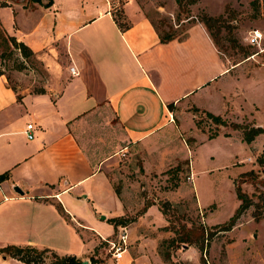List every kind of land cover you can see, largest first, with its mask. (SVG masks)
Returning <instances> with one entry per match:
<instances>
[{
  "label": "crops",
  "instance_id": "1",
  "mask_svg": "<svg viewBox=\"0 0 264 264\" xmlns=\"http://www.w3.org/2000/svg\"><path fill=\"white\" fill-rule=\"evenodd\" d=\"M0 26L52 76L32 91L15 89L0 74V174H9L0 183V247L75 255L67 249L79 240L77 226L93 229L80 221V197L101 213L113 196L122 211L109 218L125 212L104 169L112 147L147 154L166 140L174 143L181 113L195 108L221 115L214 107L239 68L226 65L200 23L189 25L185 38L160 43L137 0H0ZM106 120H116L120 135L102 132L106 147L94 143L100 155L91 157L96 122ZM170 150L164 155L175 159ZM143 160L146 169L158 168L157 159ZM0 264L26 263L0 253Z\"/></svg>",
  "mask_w": 264,
  "mask_h": 264
},
{
  "label": "rangeland",
  "instance_id": "2",
  "mask_svg": "<svg viewBox=\"0 0 264 264\" xmlns=\"http://www.w3.org/2000/svg\"><path fill=\"white\" fill-rule=\"evenodd\" d=\"M180 1L137 0L145 16L161 31L176 33V39H183L191 24L204 26L206 17L217 19L210 23L214 44L227 66L239 65L235 76L226 79L224 100L214 107L226 124H216L205 110L192 108L181 113L182 122L175 120L173 144L166 140L149 147L147 154L138 147H112L113 157L104 169L123 203L127 223L109 221L122 211L118 198L112 196L105 211L94 213L80 197V221L93 229L78 225L79 240L67 250L90 264H122L124 259L127 264H264V156L263 163L258 162L264 132L251 145L242 140L243 129L264 128V39L261 47L246 41L250 31L264 35V0H198L193 5ZM0 74L20 90L40 91L52 79L44 63L33 54L23 56L1 26ZM96 123V141L87 146L94 158L100 155L94 143L106 147L102 132L112 131L114 138L121 131L116 120ZM214 133L226 136L209 138ZM168 150L175 159L165 156ZM143 156L152 164L157 159L158 168L146 169ZM240 194L247 196L248 205L230 230H220L237 211ZM120 226L127 229L129 245L123 259L116 261L107 239L115 240ZM30 256L33 264H47L54 257L51 252Z\"/></svg>",
  "mask_w": 264,
  "mask_h": 264
},
{
  "label": "trees",
  "instance_id": "3",
  "mask_svg": "<svg viewBox=\"0 0 264 264\" xmlns=\"http://www.w3.org/2000/svg\"><path fill=\"white\" fill-rule=\"evenodd\" d=\"M34 1L38 2L40 0H34ZM50 1L51 0H48V2H50ZM197 1L198 0H189L188 5H193ZM175 2L177 4L181 3L180 0H175ZM202 21H203L204 27L206 28V30H207L210 38L212 39L213 43L216 44L217 41L215 40V37H214L212 31L210 30L211 29L210 23L217 21V19H214L211 17H206ZM150 22H151L153 28L155 29V31L159 37L160 43H168V42H170V41H172L178 37V35H176V33H174V32H163V31H161L159 29V27L155 24V22L152 21L151 19H150ZM121 26H122L121 28H123V26H125V28L127 27L126 24H121ZM10 41L14 42V44L17 46L18 50H20V52L23 56H29L32 54L31 50H29L23 44L17 43L14 38L10 37ZM251 54H253V53H250L248 55V57ZM170 106H171V104L168 105V107H170ZM205 114L208 118H210L216 124H219V125H225L226 124V121L222 118L221 115H215L209 111H205ZM238 127L241 128V125L240 126L238 125ZM262 132H264V128L261 126L253 127L252 129H249V130L243 129L242 140L245 141L247 144H250L254 140V138ZM216 135H218V134L217 133L211 134V135H209V138H213ZM263 156H264V151L262 153V156L258 159V162H260V164L263 163ZM7 178H9L8 172L0 174V183ZM240 178L242 179V174H241ZM116 193L118 194L117 191H116ZM240 199H241V203H240L237 211L229 218V221H227L226 223H224L220 226V230H230L234 226L235 221L238 218L239 214L248 205L247 202H244V201H247L246 195L240 194ZM59 209H60V211L62 210V208L60 206H59ZM143 210H145V209H143ZM109 221L111 223H113L114 225L127 223L125 221L123 215L112 217ZM47 252H51L54 256L53 260L49 261L47 264H82V259L78 258L75 255H63V256H61V255L54 253V251H52L51 249H37L35 247H30V246L20 247V246H14V245H8L5 247H0V253L1 254L17 258V259L25 262L26 264H33L34 263L33 257L30 256L31 253L43 255L44 253H47Z\"/></svg>",
  "mask_w": 264,
  "mask_h": 264
},
{
  "label": "built area",
  "instance_id": "4",
  "mask_svg": "<svg viewBox=\"0 0 264 264\" xmlns=\"http://www.w3.org/2000/svg\"><path fill=\"white\" fill-rule=\"evenodd\" d=\"M263 39H264V35L261 31L253 30L249 32L248 37L246 38V41L248 45L261 47V42ZM69 70L71 74H76L74 66H71ZM32 129H33L32 123H28L26 125V131H25L27 133L28 139L33 138ZM122 150H125V149H122ZM187 178L191 180L190 175ZM119 228H120V231L115 240L107 239V242L109 244V250L111 251L113 258L116 261L123 259V256L126 253L128 245H129L128 233H127L126 227L120 226Z\"/></svg>",
  "mask_w": 264,
  "mask_h": 264
},
{
  "label": "water",
  "instance_id": "5",
  "mask_svg": "<svg viewBox=\"0 0 264 264\" xmlns=\"http://www.w3.org/2000/svg\"><path fill=\"white\" fill-rule=\"evenodd\" d=\"M102 218H104V216H102ZM82 264H89V262L85 260V261H82Z\"/></svg>",
  "mask_w": 264,
  "mask_h": 264
}]
</instances>
